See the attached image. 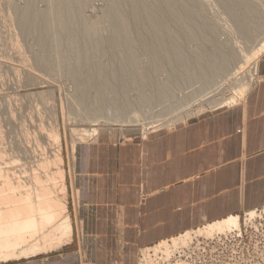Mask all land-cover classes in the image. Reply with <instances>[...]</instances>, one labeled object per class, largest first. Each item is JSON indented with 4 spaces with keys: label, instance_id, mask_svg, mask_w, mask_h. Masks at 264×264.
I'll use <instances>...</instances> for the list:
<instances>
[{
    "label": "rangeland",
    "instance_id": "374dc122",
    "mask_svg": "<svg viewBox=\"0 0 264 264\" xmlns=\"http://www.w3.org/2000/svg\"><path fill=\"white\" fill-rule=\"evenodd\" d=\"M7 1L4 3V0H0V22L2 21L3 23L4 20V23L7 24L4 28V23L3 25L2 23L0 24V32L2 34L0 35V41L2 42L4 40L0 43V148L4 150H0V165L3 162L2 165L4 166L1 165L2 167H0L6 168L7 165H5V162L8 163L9 159H11L9 157L16 156L15 160H17V158L21 160L22 158L21 162L25 165L24 163L28 160L31 164V159L34 158L32 154H34L36 158L41 154H38V152H42L41 156L44 154L42 157H48L52 152L56 153L59 149V153L63 160L61 168L64 171V178L67 185V204L71 216V202L75 197L73 193H70L72 190L71 178L73 170V163L71 161L72 146L84 144L86 141H91L90 139L99 137L88 136L85 139H81L82 141H79V139H76L78 135H74L75 139L70 137L71 129H76L77 131H75L79 134L82 129L94 127L98 129L101 126V130L104 129L103 132H106L107 135L110 134L108 136H110L113 141L128 142L131 140L132 136H139L143 139V136L145 138L147 133L157 131L158 129L164 128L171 130V128L176 125L185 124L192 119L199 118L201 115L204 116L214 113L215 111L228 109L225 108L226 106L223 104L219 109L208 106L206 103L213 99H225L240 94L239 102L242 103L246 94L253 89L260 79H262L258 76L259 70L254 69V67L255 64H262L260 61H262L264 57V43H260L261 45H259L255 51H252L250 48L251 45H249L248 42L250 36L253 41L254 39L261 38L264 34L259 37L257 34L244 35L239 33L236 26H238L240 20L244 21L247 16L242 15L240 12L239 14L238 12H234L236 13L235 19L230 15L231 12H229L228 9H224L219 0H188L191 1L190 4L193 2L192 4L194 7L196 5L201 11V13L198 12L199 10L195 7L201 17L203 15L206 16H203L201 19L208 23L209 27L211 26L213 29L216 28L214 30L211 29L213 34H215V43L202 46L203 56L201 54V49H198V42L196 41H183L180 47L186 54L195 51L197 57L199 55H201V58L203 57V64L198 65L197 76L201 72L202 78L207 80L214 79L215 81L211 86L207 87V89L203 86L202 78L187 81L186 76L193 71V67L190 68V65L186 61L183 65H177L174 69L169 67L167 63H164V66L152 71L149 57L146 56L148 54L143 50L138 51L139 47H135L139 65H142L141 68H145L144 73L150 75L155 84L157 82V84L161 86L160 88L165 86L163 87V92L166 93V97L162 103L157 105V103L153 101V94L150 90L142 87L140 88L136 83L129 84L130 86L127 88L126 92L130 100L129 102H131L132 105L138 104V108L141 109L140 117L134 119L132 123L135 125H143L145 128L139 129V127H134L138 128L136 129L137 131L128 130L131 127L133 128V126H128L131 124L130 120H126L123 117L120 109H118L116 99L112 98L108 90L103 87L105 84L101 82L98 84L88 82V84L85 82V94L80 95L77 90L78 84L74 82L70 73L60 71V69L55 67L52 70H48L47 68L38 66L37 55L39 54V48L34 43L35 40L31 38V35L27 36L26 33H21L19 26H16L17 18L15 14L17 13L13 10L14 7L11 5H15V9L22 8L27 0H12V3L11 0H9L10 3ZM253 1L254 0H252V4L256 5L259 16L261 18L263 17V21L258 27H260L262 33H264V14L261 13L264 11V5L258 6L260 3L264 4V1L260 0V3L259 0H256L258 3ZM106 4V0H87L84 5L85 7L83 6L84 8H82L85 17L88 16L87 18L90 20L99 19L101 21L100 24L103 26L101 25V33L99 32L100 34L97 38H102L100 40L103 42H107V39H109V23L104 16ZM262 6L263 8L261 9ZM33 7L37 11L46 10L47 3L44 0H34ZM191 7L193 8V6ZM233 9L236 10L235 7ZM213 20L215 21L213 22ZM248 20L247 22L245 20L246 24L249 22ZM252 23L253 21L251 24ZM9 26L11 29H5ZM251 26L253 27V24ZM253 30L251 33H259ZM7 33H9L11 36L10 38H13L14 41H12L13 39L10 40ZM147 33V31H143L142 35L150 40ZM9 40L13 43L16 42V44L11 43ZM78 40L80 41V39ZM63 41L66 42L67 40ZM9 42L11 45H16L17 49L13 48V45L9 46ZM13 52H17L16 54L20 57L16 56ZM36 56L37 58H35ZM112 57L111 50L105 47L103 48V54H99L94 61L101 66L109 68L112 65L110 62ZM170 76L176 77L179 81L175 83L172 78L169 79ZM168 79L170 80L169 83L173 82L169 84L170 86L166 84ZM208 92H210V94ZM205 93L209 95H205ZM98 95H104V104L101 112L98 113L99 116L84 117L85 114L90 116L95 115V101ZM202 95H205L204 97L207 96V100L204 102L199 100ZM82 96L85 97L83 98ZM74 98H77L78 100H75L79 103L76 102ZM199 102L203 108L198 110V106L194 105L199 104ZM182 112L184 114L187 112L184 115V119L177 118V116H181ZM152 125L157 127H152ZM42 126H44L46 131L50 134L54 131L58 133L60 140L59 145L57 143L58 147L52 144L50 140L47 141V139H44L42 136L40 137L39 132ZM106 130L112 131L107 132ZM111 135H113V137ZM34 141L35 146L33 144ZM38 142L39 144H37ZM36 144L38 146H36ZM39 145H41L40 148H38ZM49 146H51L53 151L48 150L50 148ZM23 151L25 153L27 151L26 154H23L24 158L21 155ZM41 156H38V158L40 159ZM27 157L29 158L28 160ZM38 158H36L35 162L39 160ZM34 160L32 161L34 162ZM29 163H26L27 165L24 167H29ZM14 164H16V162ZM249 211L245 210L244 213L238 216L240 220L239 228L231 227L230 229V227H228L223 232H214L213 236H215L213 238L199 235L204 226L186 231L187 236L190 235L192 237H190L184 245L180 244V246L176 247L174 250L172 248L169 249V251H171L168 252L169 256H167L164 251H161V249L158 253H154L152 249H146L158 243L139 249L135 264H264V228H253L261 220H264V206L253 209L254 214L252 216L248 215ZM186 232L175 235L174 237H180V235ZM170 239L171 238L165 240ZM132 254L133 252H131V257ZM36 258H41L40 263L42 264H45L48 259L46 255H41ZM80 264L82 263L80 262Z\"/></svg>",
    "mask_w": 264,
    "mask_h": 264
},
{
    "label": "bare ground",
    "instance_id": "6f19581e",
    "mask_svg": "<svg viewBox=\"0 0 264 264\" xmlns=\"http://www.w3.org/2000/svg\"><path fill=\"white\" fill-rule=\"evenodd\" d=\"M5 1L7 0H4V3ZM33 1L34 0H27L24 7H17L18 9H15V5H11L14 7L13 10L17 13L15 14L17 18L16 26H19L21 33H26L27 36L31 35V38L35 40L34 43L39 48V54L37 55L38 66L47 68L48 70H52L55 67L60 69V71L70 73L74 82H77L78 84L77 90L80 95L85 94L84 91L86 90V83L88 82L95 84L101 82L105 84L106 86L103 85V87L108 90V93L112 95V98L116 99L118 109H120L123 117L126 120H130L131 124L128 126H133V128L131 127L128 130L138 129L134 127H139V129L145 128L143 125H135L132 123L134 119L140 117L141 109L138 108V104L132 105L131 102H129L130 100L127 97L126 92L127 88L131 84L136 83L140 86V88L142 87L150 90L153 94V101L154 103H157V105L162 103L166 97V93L163 92V87L165 86L160 88L161 86H159L157 82L155 84L152 77L144 73L145 68H141L142 65H139L138 58L135 53L137 52L135 51V47H139L138 51L143 50L148 54L146 56L149 57L150 65L153 66H151L152 71L161 68V66H164V63H167L169 67L174 69L177 65H183L186 61L190 65V68L193 67V71L186 76L187 81H193L195 79L202 78L201 72L198 76L197 73L198 65L203 64V57L201 58V55L197 57L195 51L190 54L184 53V50L180 47L181 43L188 40L198 42V49H201L202 56V46L205 44L211 45L215 43V34H213L212 30L216 28L213 29V27H209V24L201 19L204 15L202 17L199 15L198 12L201 13V11L195 5L197 10H199L197 12L192 4L193 2L190 4L192 0H187L188 2L186 0H106L107 4L104 16L106 21L109 23V39H107V42L101 41L100 39L102 38H97L101 33V21L99 19L90 20L87 18L88 16L85 17L83 13L84 10L82 8L85 7L84 5L87 0H44L47 3V8L42 11H37L33 7ZM219 1H221L224 9H228V11L231 12L230 15L235 19L237 12L238 14L240 12L242 15L248 17H245L246 22L249 19L247 24L245 23V20H240L238 26H236L239 33L244 35L257 34L259 37L264 34L262 33V29L258 27L259 24L261 25L263 17L261 18L259 16L256 5L252 4V0ZM7 2L10 3L9 0ZM260 5L264 4L260 3L258 6ZM191 6H193L194 10ZM233 6L236 10L233 9ZM262 8L263 6L261 9ZM263 12L261 13L264 14ZM251 20L253 21V27L251 26ZM214 21L215 20H213V22ZM1 23L2 21L0 24ZM5 25L7 24L4 23L3 28L6 27ZM9 27L5 29H11V27ZM252 30H256V32H259L260 34L251 33ZM143 31L148 32L147 34L150 37V40L142 35ZM7 34L10 38L11 36L9 33ZM0 35H2L1 32ZM263 36L261 38L254 39L253 41L250 36L248 43L251 45L250 48L252 51H255L259 45L264 43ZM12 39L13 38H10V40ZM78 39H80V41ZM63 40L67 41L65 42ZM12 41H14V39ZM2 42L0 41V43ZM11 43L8 45L12 46L13 44H16V42L12 45ZM105 47L109 48L113 55L110 61L112 65L109 68L101 66L94 61L99 54H103V48ZM13 48H16V45H13ZM13 53L16 54L17 52ZM16 56L19 55L16 54ZM37 56L35 58H37ZM261 66L262 64H255L254 69L260 71ZM171 76L169 79L172 78L175 83L179 81L176 77ZM169 79L166 83L167 85L173 83H169ZM202 79L203 86L206 89L215 81L214 79ZM210 92L208 93L210 94ZM208 93H205V95H209ZM205 95H202L199 100L203 102L207 100V96L204 97ZM239 95L240 94H238V96H230L225 99L216 98L206 104L212 108L214 107L218 109L223 104L226 106L225 108H228L240 103ZM103 96L98 95L96 98V108L94 109L95 115L90 116L85 114L84 117L89 118L99 116L98 113L101 112L104 104ZM82 97L84 98L85 96ZM75 99L77 98H74V100ZM77 100L75 101L78 102ZM194 106H198V110L203 108L200 102ZM186 113L187 112H185V114ZM185 114L182 112L181 116H177V118L184 119ZM120 126L124 127L122 125ZM152 127L157 126L152 125ZM99 128L97 129L94 127L82 129L79 134H77L76 129H71L70 137L75 139L74 135H78L76 139L82 141L81 139H85L88 136H99L98 138L90 139L92 141H97L100 137L110 135L103 132L104 129L101 130L102 128ZM106 131L108 132L112 130ZM39 133L40 137L42 136L44 139H47V141L50 140V142L56 146L57 143L59 145L60 140L57 132L54 131L50 134L46 131V128L42 126ZM113 135L111 136L113 137ZM33 144L35 146V141ZM37 144H39V142ZM37 144L36 146H38ZM49 144L51 145V143ZM40 146L41 145H39L38 148H40ZM51 146H49L50 148L47 147L49 148V151L52 150ZM75 148L76 145H73L71 153L72 163L75 160ZM0 150L3 149L0 148ZM23 152H21V155L24 158L23 154L26 153ZM39 153L42 154V152H38V154ZM41 154L38 156H41ZM32 156L35 158L34 154H32ZM38 156L36 158H38ZM42 156L40 159L38 158L39 160L36 162V158L35 160L34 158H30L31 164L29 163L30 161L27 157L28 161L26 160L27 162L24 163L25 165H27L26 163L30 164L27 168H25V165L21 162L22 158L21 160L18 158L15 160L16 156H8L11 159H9L10 162H5V165H7L6 168H1L4 166L1 161L0 264L14 261L17 262V260L23 259L28 260L33 257L46 255L47 253L60 250L63 245L69 244L72 241L71 239L73 236L74 225L73 218L67 204V185L64 178V171L61 168L63 161L61 154L58 149L56 153L52 152L48 157ZM32 160H34V162ZM15 162L16 164H14ZM70 193H73L74 195V191L72 192L71 190ZM253 214V210H250L248 213V215L251 216ZM239 226L240 220L238 215H231L222 220H217L215 223L205 225L199 235H204L207 238H213L215 236H213L214 232H223L228 227L231 229V227L239 228ZM260 227L264 228V220H261L253 228L255 229ZM190 237L192 236H187L186 232L180 235V237H174L170 240H162L158 244L146 249H152L154 253L160 252L161 249V251H164V253L169 256L168 252H171L169 249L172 248L174 250L176 247L180 246V244L184 245ZM78 254L80 255L79 260L83 264V255L79 253V251Z\"/></svg>",
    "mask_w": 264,
    "mask_h": 264
},
{
    "label": "crops",
    "instance_id": "0c3cea01",
    "mask_svg": "<svg viewBox=\"0 0 264 264\" xmlns=\"http://www.w3.org/2000/svg\"><path fill=\"white\" fill-rule=\"evenodd\" d=\"M260 62L262 79L238 105L143 139L76 145L74 237L47 253L45 264H79L78 251L83 264H135L139 249L264 206V57Z\"/></svg>",
    "mask_w": 264,
    "mask_h": 264
}]
</instances>
